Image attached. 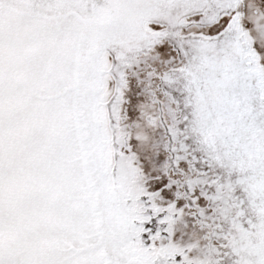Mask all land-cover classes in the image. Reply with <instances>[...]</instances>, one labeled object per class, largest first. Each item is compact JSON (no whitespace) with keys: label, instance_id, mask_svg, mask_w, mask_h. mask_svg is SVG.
Listing matches in <instances>:
<instances>
[{"label":"snow or ice","instance_id":"1","mask_svg":"<svg viewBox=\"0 0 264 264\" xmlns=\"http://www.w3.org/2000/svg\"><path fill=\"white\" fill-rule=\"evenodd\" d=\"M0 264H264V0H0Z\"/></svg>","mask_w":264,"mask_h":264}]
</instances>
